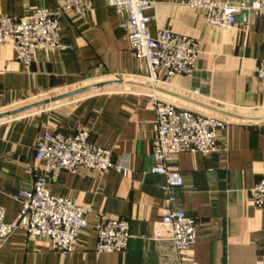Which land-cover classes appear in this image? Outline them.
<instances>
[{"label":"crops","instance_id":"0c3cea01","mask_svg":"<svg viewBox=\"0 0 264 264\" xmlns=\"http://www.w3.org/2000/svg\"><path fill=\"white\" fill-rule=\"evenodd\" d=\"M187 2L155 0L146 13L153 38L167 30L191 38L201 51L190 76L156 89L121 29V16L106 0H94V12L86 18L64 16L66 49L39 52L29 69L16 60L11 45L0 48V207L8 224L22 209L13 196L32 191L35 145L47 130L64 135L86 130L91 142L129 171L125 177L116 170L102 176L63 170L51 177L52 195L91 209L74 253L64 258L47 240L17 230L1 244L0 264H178L173 245L158 236L169 209L184 211L198 224L192 264L259 263L264 209L250 203V191L264 179V96L256 78L264 60V20L248 13L235 27L220 28ZM61 4L0 0V17L22 18ZM153 93L179 108L230 121L219 135L217 153H183L169 163L184 178L170 204L165 178L150 173L156 113L148 96ZM102 219L129 222L133 239L125 254L97 255L96 227Z\"/></svg>","mask_w":264,"mask_h":264},{"label":"built area","instance_id":"2783aa9c","mask_svg":"<svg viewBox=\"0 0 264 264\" xmlns=\"http://www.w3.org/2000/svg\"><path fill=\"white\" fill-rule=\"evenodd\" d=\"M121 16V29L126 33L131 49L147 69V80L156 89L173 78L190 76L196 69L201 51L189 37L164 30L153 38L146 13L155 0H106ZM192 9L202 11L207 21L216 27L231 28L243 12L255 13L264 20V0H188ZM94 12V0H62L58 10L37 9L22 18L0 17V48L11 45L16 60L27 69L42 51L65 50L61 39V20L74 15L82 18ZM260 92L264 96V60L256 68ZM151 98L156 113L153 138L154 166L150 173L165 178L163 190L171 203L173 189L184 186L181 173L169 166L173 158L183 153L210 156L218 152V139L230 125L226 118L203 115L162 101L156 94ZM72 174L93 172L100 176L116 170L128 177L129 171L116 165L112 153L91 142L86 130L72 135L46 131L36 142L35 163L32 166V191L13 196L22 205L17 220L8 224L6 211L0 207V247L17 230L30 238L47 240L51 249L64 258L74 253L81 232L88 227L86 215L91 209L82 207L66 196L52 195L49 180L61 171ZM250 203L264 209V179L250 191ZM160 240L173 245L178 264H192L191 254L198 240V224L184 211L169 209L162 217ZM96 253L125 254L133 236L124 219H102L96 227ZM258 264H264V253Z\"/></svg>","mask_w":264,"mask_h":264},{"label":"water","instance_id":"95a60500","mask_svg":"<svg viewBox=\"0 0 264 264\" xmlns=\"http://www.w3.org/2000/svg\"><path fill=\"white\" fill-rule=\"evenodd\" d=\"M233 1H234V0H233ZM247 15H248V12H243L242 15L239 17L238 21H240V22L245 21V18H246ZM99 87H101V86H98V87H95V88H99ZM89 90H91V89L84 90V91H79V92H77V93H75V94H80V93H83V92H85V91H89ZM252 121H253V120H252Z\"/></svg>","mask_w":264,"mask_h":264},{"label":"rangeland","instance_id":"374dc122","mask_svg":"<svg viewBox=\"0 0 264 264\" xmlns=\"http://www.w3.org/2000/svg\"><path fill=\"white\" fill-rule=\"evenodd\" d=\"M148 83V82H147Z\"/></svg>","mask_w":264,"mask_h":264}]
</instances>
